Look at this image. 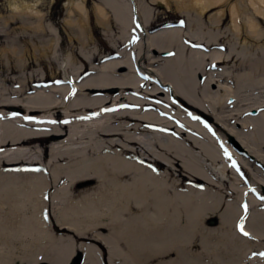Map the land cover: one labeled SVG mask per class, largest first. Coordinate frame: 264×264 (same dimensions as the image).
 <instances>
[{
  "label": "bare ground",
  "instance_id": "bare-ground-1",
  "mask_svg": "<svg viewBox=\"0 0 264 264\" xmlns=\"http://www.w3.org/2000/svg\"><path fill=\"white\" fill-rule=\"evenodd\" d=\"M151 3L185 23L151 31L160 10L145 0L95 3L105 52L88 6L71 3L86 69L54 29L43 38L38 1L10 5L62 83L25 73L27 48L2 50L0 264H102L61 232L80 237L84 214L107 231L93 234L107 264H264V0Z\"/></svg>",
  "mask_w": 264,
  "mask_h": 264
},
{
  "label": "rangeland",
  "instance_id": "rangeland-1",
  "mask_svg": "<svg viewBox=\"0 0 264 264\" xmlns=\"http://www.w3.org/2000/svg\"><path fill=\"white\" fill-rule=\"evenodd\" d=\"M36 1L39 2V10L42 11V13L45 15V25L48 29V33H46L43 38L45 39H51L53 38V33L49 29H54L55 32L59 33V36L61 38V45L62 48L70 50V52L73 50L74 52L78 53L77 59L74 60L75 66L83 65V68L86 69L89 67V63L85 60V58H81L80 53V43L77 40V32L78 28L76 26H70L67 24V20L69 19V6L71 3H77L80 1H83L89 8L91 20H90V27L89 32H91L95 36L96 44L99 45L100 50L102 52L109 51L111 49L110 43L106 40L104 36V29L98 24L96 14L94 11L95 3H100L102 0H0V87L4 88L5 84L4 79L5 77L2 75V72L4 71L6 64V58L5 54L3 53V49L16 45L20 49L27 48L28 49V59L29 63L32 64L31 67H29L28 70L25 71V73H34V71H37L38 73L42 70L43 72H46L47 77L50 79L52 78L49 83H47V86L53 85V84H61L62 83V73L59 71V67L56 62H53L51 60H48L46 58L40 59V63L43 65V69L40 68L37 64L39 62L36 59L37 52L33 48L32 38L37 39L36 36H33L32 30H25L22 28V19H26L25 16H17L15 20L10 21V16L13 13V9L10 6L12 3L22 4H33ZM151 7L158 8L160 10V14L157 16L155 15V19L152 21V25L150 27L151 31H154L158 28L165 27L167 25H183L185 23V19L182 16V14L178 11L177 6L172 3V10L167 11L161 9L159 4H152L153 0H145ZM228 10V8L226 7ZM218 11V9L213 10L212 12L207 13L205 16H203V20L205 22L208 21L209 17L213 14H215ZM227 20L225 21V25L223 26V31L230 26L231 23V17L229 15V12H227ZM77 15H74L73 17H76ZM7 20H9V23H7ZM113 26L116 28V24L113 23ZM51 27V28H50ZM114 32H118V30L114 29ZM70 37L73 38V40H70ZM23 38L26 39V42L23 41ZM190 45L193 48H199V49H221L222 44H219L216 47L213 48H206L205 45H197L195 43H190ZM254 49H257L258 46L254 44ZM240 47V46H239ZM92 49V46H89L86 50V54L90 55ZM257 51V50H256ZM259 52V51H257ZM115 60V58H114ZM100 64V63H98ZM97 65V64H96ZM53 66V67H52ZM55 70V76H51V71ZM125 71V70H124ZM217 71V69L215 70ZM2 75V77H1ZM22 72L17 75H12V77H18L21 76ZM4 85V86H3ZM7 86V85H6ZM9 86V85H8ZM217 89V87H216ZM113 95H119L121 92L120 90H112L111 91ZM13 109H5L8 113H13ZM62 208V207H60ZM89 215L80 216L81 219H83V222L78 223V227H80V230L83 232L80 237H77L75 234L76 231L71 230H62L61 232L68 237L77 238L79 243H86L91 244L97 249H99L101 254V263L107 264V252L106 248L98 241H96L93 238L94 232H103L107 233L106 230H98L96 227L92 228L87 224V218ZM96 249V250H97ZM84 256V254H82ZM76 257V256H75ZM74 257V258H75ZM74 261L72 259L71 263ZM21 264V263H19ZM152 264H157V262H153Z\"/></svg>",
  "mask_w": 264,
  "mask_h": 264
},
{
  "label": "snow or ice",
  "instance_id": "snow-or-ice-1",
  "mask_svg": "<svg viewBox=\"0 0 264 264\" xmlns=\"http://www.w3.org/2000/svg\"><path fill=\"white\" fill-rule=\"evenodd\" d=\"M47 218H48L47 215H45V219H47ZM238 227H239V230L242 232L243 235H245V236H248L249 235L247 232L244 231L243 224L239 225ZM261 255L264 256V253H261Z\"/></svg>",
  "mask_w": 264,
  "mask_h": 264
},
{
  "label": "water",
  "instance_id": "water-1",
  "mask_svg": "<svg viewBox=\"0 0 264 264\" xmlns=\"http://www.w3.org/2000/svg\"><path fill=\"white\" fill-rule=\"evenodd\" d=\"M114 90H117V89H114ZM40 264H48V263H46V262H43V263H40Z\"/></svg>",
  "mask_w": 264,
  "mask_h": 264
}]
</instances>
